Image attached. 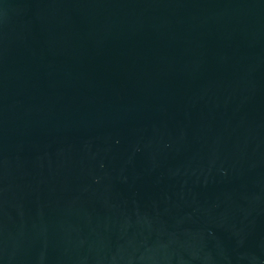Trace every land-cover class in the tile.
Returning <instances> with one entry per match:
<instances>
[{"label": "water", "instance_id": "water-1", "mask_svg": "<svg viewBox=\"0 0 264 264\" xmlns=\"http://www.w3.org/2000/svg\"><path fill=\"white\" fill-rule=\"evenodd\" d=\"M0 264H264V0H0Z\"/></svg>", "mask_w": 264, "mask_h": 264}]
</instances>
